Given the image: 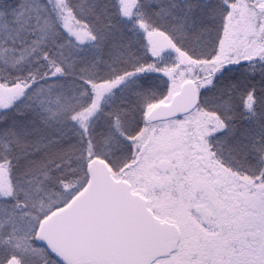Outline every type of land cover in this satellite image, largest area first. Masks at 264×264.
Returning <instances> with one entry per match:
<instances>
[{
  "label": "snow or ice",
  "instance_id": "1",
  "mask_svg": "<svg viewBox=\"0 0 264 264\" xmlns=\"http://www.w3.org/2000/svg\"><path fill=\"white\" fill-rule=\"evenodd\" d=\"M0 264H264V0H0Z\"/></svg>",
  "mask_w": 264,
  "mask_h": 264
}]
</instances>
